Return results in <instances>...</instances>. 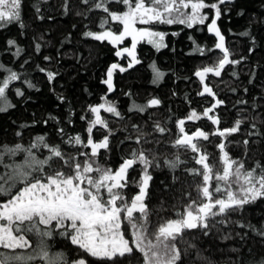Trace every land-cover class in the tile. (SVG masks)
I'll return each instance as SVG.
<instances>
[{
  "label": "snow or ice",
  "instance_id": "6c2138e0",
  "mask_svg": "<svg viewBox=\"0 0 264 264\" xmlns=\"http://www.w3.org/2000/svg\"><path fill=\"white\" fill-rule=\"evenodd\" d=\"M81 3L88 6V11L99 10L107 14L100 21L103 31H88L85 35L95 41H107L116 47L117 57L125 54L131 57L127 68L113 63L107 70L106 79L102 83L106 84L109 93L114 91L113 73L117 68L124 72L140 63L136 58L139 43L146 42L157 50L167 47L164 43L166 33L137 25L180 24L189 29L200 25L216 38L214 49L209 51L218 50L222 55L211 66H205L194 73L203 86L198 95H207L214 100L213 104L203 110L202 116L216 128L207 132L198 126L195 131L188 133L185 120L180 119L179 134L171 143L177 153L174 158L163 162L171 172H175L186 163L180 158V150L194 154L192 160L200 168L185 170L201 178V182L196 185L197 197L191 199L182 211H176L173 217L163 219L153 228L150 219L153 213L146 200L150 198V181L153 180L150 169H161V163L153 150L144 145L158 144L159 141L149 139V136L153 132L164 135L168 130L158 121L153 122L151 132H145L137 123L132 124L135 136L130 134L124 140L139 147L132 149L127 156H122V162L116 169L106 167L99 162L101 150L105 153L110 151L109 138L116 133L101 113L103 111L121 120L125 117L106 96H102L103 103L89 107L92 118L88 121L86 137L76 135L64 139V129H58L63 143L90 151L78 150L70 154L61 145L50 144L44 135L36 136L27 145L0 144V198H6L0 200V264H92L93 261L97 264H184L189 249H195V261L214 264L210 258L202 255L194 243L185 238L186 234L193 233L195 240L197 234L208 236L214 228L219 231L218 225L227 227L230 223L250 230L264 241V225L257 228L251 223L230 219L232 214L242 213L246 206L264 200V163L256 161L249 168L244 159L233 158L227 151L233 143L228 137L238 133L245 120L236 119L233 126L220 128L221 119L215 114V109L223 105L224 101L217 99V93L205 83L209 74L220 77L226 66H235L244 59H231L232 53L218 25L222 16L221 6L232 4L234 0H81ZM111 4L123 7L116 12L111 10ZM21 7L22 0H0V27L16 22L24 27ZM36 10L39 12L38 6ZM77 15L82 13L78 12ZM239 15H243V12ZM110 21L122 28L116 31L111 27L105 28L110 25ZM240 35L247 37L250 33L245 31ZM129 38L130 47H118ZM7 43L15 45L13 40ZM35 47L39 52L41 45L37 43ZM197 49L200 54H204L205 50L199 45ZM21 52L22 49L16 48L17 56ZM151 67L155 83L163 78L164 73L155 64ZM0 71L8 72L7 76L0 78V113H5L15 107L9 101L8 92L11 91L12 83L21 77L11 69H4L2 64ZM40 71L44 72L45 69L41 68ZM55 75L47 72L49 82L55 79ZM232 75L236 76V73ZM25 83L29 88L34 87L30 81ZM244 91L247 93L248 89ZM15 94L24 95L18 87ZM237 103L247 104L248 101L239 100ZM160 104L158 98L150 99L147 105H136L133 102L128 111L144 113L147 108ZM252 107L255 111L256 105ZM80 118L86 119L84 116ZM200 118L195 111L187 116L189 121ZM252 119L255 121L257 118ZM251 128L252 131L247 133L249 137L264 139V132L260 131L255 122L251 123ZM94 129L104 130L101 140L93 138ZM123 131L127 132V127ZM16 136L20 137L21 132L18 131ZM210 136L222 138L216 144L220 155L215 163L210 162V154L200 143H211ZM242 143L247 157L250 141L244 139ZM57 164L60 167H56ZM64 168L70 171L65 172ZM130 171H138L139 178L131 176ZM173 179L175 181L177 178ZM129 187L137 189L130 197L125 192ZM161 210H164L162 205ZM57 237L77 250L74 257L70 258L64 251L53 250L54 244L60 242ZM222 239H231V233ZM181 245L186 246L182 248ZM230 251L239 250L233 248ZM248 264H264V256L253 257Z\"/></svg>",
  "mask_w": 264,
  "mask_h": 264
},
{
  "label": "trees",
  "instance_id": "16d2710c",
  "mask_svg": "<svg viewBox=\"0 0 264 264\" xmlns=\"http://www.w3.org/2000/svg\"><path fill=\"white\" fill-rule=\"evenodd\" d=\"M37 6L39 12L36 10ZM122 7L118 4L110 5L111 10L116 12ZM221 8L222 16L218 25L225 36L226 46L232 53L231 59H244L235 66H226L220 77L209 74L205 83L217 93V99L224 101L223 105L215 109V114L221 119L220 128L233 126L236 119L245 120L241 130L228 137L233 143L228 146L227 151L233 158L244 159L246 166L251 168L256 161L264 163V139L247 135L252 131L253 122L264 132V0H234V3L222 5ZM78 12L82 15H77ZM240 12L243 15H239ZM106 16L99 10L88 11V6L81 3V0H22L21 17L24 27H20L18 22L0 27V64L21 77L12 83L11 91L8 92L9 101L15 107L0 113V144L27 145L36 136L44 135L50 144H59L70 154L78 150L90 151L63 143L58 129H64V139L76 135L86 137L88 121L92 118L89 107L103 103L101 97L106 96L125 117L121 120L103 111L101 113L116 134L109 138L110 151L105 153L101 150L99 162L116 169L122 162V156H127L132 149L139 147L124 140L130 134L135 136L132 124L137 123L145 132H151L153 122H160L168 130L167 133L161 135L153 132L149 139L159 143L144 145L153 150L161 163V169H150L153 180L150 181V198L146 200L153 213L150 219L155 228L163 219L173 217L176 211H182L191 199L197 197L196 185L201 182V178L190 175L185 170L200 168L192 160L194 154L180 150V158L186 163L175 172H171L163 162L174 158L177 153L171 143L179 134L180 119L185 120L188 133L195 131L198 126L207 132L216 128L202 116L203 110L213 104L214 100L207 95H198L203 86L194 73L205 66H211L222 54L218 50L209 51L214 49L216 38L204 26L197 25L189 29L180 24L152 25L154 30L166 33L164 43L167 47L157 50L146 42L139 43L136 58L140 63L124 72L117 68L113 73L114 91L109 93L106 84L102 83L106 79L107 70L113 63L127 68L131 57L127 54L117 57L116 47L107 41H95L85 35L88 31H103L100 21ZM108 27L114 31L122 28L111 21L110 25L105 26ZM245 31L250 35H240ZM8 40L15 41V45H8ZM37 43L41 45L39 52L35 47ZM197 45L205 50L203 55L198 51ZM125 46L130 47L131 42L125 40L118 47ZM16 48L22 49L18 56L15 54ZM45 57L50 59L46 60ZM153 64L164 73L163 78L155 83L151 67ZM41 68L45 71H40ZM47 72L56 74L52 82H49ZM233 72L236 76L232 75ZM7 75V71H0V78ZM25 81H30L34 87L29 88ZM17 87L24 93L23 96L15 94ZM244 89H248L247 93ZM152 98H158L161 104L147 108L144 113L128 111L133 102L136 105H147ZM239 100H246L248 103L238 104ZM254 104L255 111L252 107ZM192 111L197 112L201 118L187 120ZM81 116L86 119L81 120ZM253 117L257 119L253 121ZM125 127L127 132L123 131ZM18 131L21 132L20 137L16 136ZM104 134L103 129H94L93 138L99 141ZM221 139L210 136L211 143L200 141L210 154V162L215 163L220 155L216 144ZM244 139L250 141L247 157L242 143ZM44 154L47 155L46 152ZM56 167L60 165L57 164ZM63 170L70 171L68 168ZM130 175L139 178L138 171H130ZM173 177L177 179L174 181ZM136 191L134 187L125 189L129 197ZM188 193L191 195H187ZM2 199L6 198H0ZM161 205L164 210H161ZM230 219L251 223L259 228L264 225V200L246 206L242 213H234ZM217 227L219 231L214 228L208 236L197 234V238L193 240V233H187L185 238L194 243L202 255L210 258L214 264H248L253 257L264 256V241L250 230L241 229L234 223L227 227ZM229 233L231 239L223 240L222 237ZM56 239L60 242L54 244V251H64L70 258L76 255L75 248L59 237ZM185 246L181 245L182 248ZM233 248L239 251H230ZM193 261L195 249H189V256L185 258L184 264H193ZM92 264L97 262L93 261ZM195 264L203 262L195 261Z\"/></svg>",
  "mask_w": 264,
  "mask_h": 264
},
{
  "label": "rangeland",
  "instance_id": "374dc122",
  "mask_svg": "<svg viewBox=\"0 0 264 264\" xmlns=\"http://www.w3.org/2000/svg\"><path fill=\"white\" fill-rule=\"evenodd\" d=\"M122 27V26H121ZM137 27H152V25H147V26H141V25H137ZM153 29V28H152ZM154 30V29H153ZM126 40H129L130 41V38L129 39H126ZM131 42V41H130Z\"/></svg>",
  "mask_w": 264,
  "mask_h": 264
},
{
  "label": "water",
  "instance_id": "95a60500",
  "mask_svg": "<svg viewBox=\"0 0 264 264\" xmlns=\"http://www.w3.org/2000/svg\"><path fill=\"white\" fill-rule=\"evenodd\" d=\"M111 93V92H110Z\"/></svg>",
  "mask_w": 264,
  "mask_h": 264
}]
</instances>
